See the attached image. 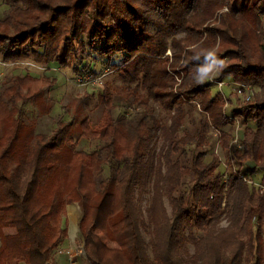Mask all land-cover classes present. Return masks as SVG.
<instances>
[{"label":"trees","instance_id":"1","mask_svg":"<svg viewBox=\"0 0 264 264\" xmlns=\"http://www.w3.org/2000/svg\"><path fill=\"white\" fill-rule=\"evenodd\" d=\"M238 3L19 0L10 5L0 18V56L5 62L32 58L37 64L71 66L78 55L83 60L91 56L87 43L93 47L102 41L108 64L134 67L135 88L122 90L143 89L173 114L168 127L144 103L146 111L126 128L114 117L113 96L106 92L98 95L104 109L97 124L83 117L75 126L88 94L72 101V121L59 120L50 134L37 133L20 104L34 102L42 112H50L45 90L57 79L27 73L3 82L0 264H46L67 233L62 222L72 203L81 208L79 227L89 264H264V191L251 188L242 177L246 164L255 172L264 171V0ZM153 13H158L157 19ZM179 31L184 35L178 37ZM213 48L223 67L198 80L205 54ZM169 49L173 53L167 57ZM117 54L124 55L122 66L113 62ZM161 63L164 74L156 72ZM214 72L218 81L229 78L255 89L253 100L239 102L233 111L246 124L241 148L230 131L221 130L231 117L223 95H212L207 79ZM194 101L207 116L196 134L177 137L186 119L193 117ZM210 127L219 130L220 145L229 155L226 182L215 176L217 165L204 163L202 152L193 151L189 164L175 157L189 144L204 145ZM77 130L103 145L90 153L77 149ZM157 131L163 139L159 153L151 146ZM105 165L109 175L104 174ZM187 176L191 182L183 192ZM149 193L150 205L144 210ZM145 212L153 227L152 256L142 234ZM194 214L202 235L187 237L185 225L192 223ZM224 214L229 222L220 229L217 224ZM9 227L15 232L5 233ZM95 230L118 247H107ZM188 242L194 245L192 255Z\"/></svg>","mask_w":264,"mask_h":264},{"label":"rangeland","instance_id":"2","mask_svg":"<svg viewBox=\"0 0 264 264\" xmlns=\"http://www.w3.org/2000/svg\"><path fill=\"white\" fill-rule=\"evenodd\" d=\"M18 2L19 0H0V18L4 17V15L9 11L10 5ZM238 2V4H240L241 0H238ZM223 10L227 11V7ZM152 16L153 19H157L158 13H153ZM261 18L262 31L264 32V13L261 15ZM151 30H154L153 25L151 26ZM183 35L184 34L181 31L177 34L178 37ZM86 47L91 56L83 60L80 55H78V57L76 54L78 59H74L71 66H61L58 62L37 64L32 58H28L17 63H8L0 56V88L6 80L14 78L18 75H25L27 73L34 76L47 75L51 78L57 79L54 86L46 87L45 90L46 100L49 106H51L50 112H42L38 109L34 102L20 104L25 112L26 122L28 124H33L37 133L50 134L57 128L59 120L72 121L73 116L75 115L72 111L74 110L71 104L72 101L75 98H83L88 94V100L86 101L85 107H83L81 115L79 116L80 119L77 120L74 125L77 126L83 117H88L91 121V125L95 126L104 109V104L98 100V95L106 92H109L113 96L114 117H120L124 127L128 128L131 124H134L137 119L139 120L140 114L146 111L144 103H146L148 107L154 109L152 115L155 118L163 122L168 127L170 126L173 111L165 109L158 102L148 98L146 91L143 89L135 91L134 93L132 91L122 90V88L127 86L132 87L133 89L135 88L137 75L135 74L133 66L129 68L126 66L121 69H116L112 67L111 64H108L107 59L102 52V41L97 42L93 47H90L87 43ZM172 53L173 50L169 49L166 53V55H168L167 57L172 56ZM60 55L62 57L64 55V46H62ZM113 62L115 65L122 66L124 64V55L117 54ZM165 69V64L161 63L157 67L156 72L158 74H164ZM182 71L184 72V70ZM217 77L218 74L214 72L210 75L207 81L211 84L213 96L220 94L227 100L226 113L231 117V121L225 124L221 130L230 131L234 135V143L241 148L242 136L246 124H244L241 119L237 117L235 118L233 111L238 107L239 102H243V100L241 96L235 92L236 84L231 79H224V81H222L224 84L220 86L219 82L221 81H218ZM193 104L194 105L191 108L193 111V117L186 119L183 126L178 131L177 137H183L186 133L191 135L196 134L199 128H201L200 122H202L207 116L206 113L200 110V106L197 101H194ZM184 108L185 110H189L190 106L185 105ZM73 137L77 142V149L89 153L103 145V143L99 140H89L82 137L78 130L74 133ZM219 137V130L210 127V129L207 130L204 145L196 146L194 143L189 144L179 155H175V157L180 159V161L184 164H189L193 151L202 152L204 163H214L217 165L215 176L219 178L221 182H226L229 172V168L227 167L229 155L227 151L221 147ZM162 143L163 139L160 131L155 132V138L153 139L151 146L156 148V153L160 152ZM235 167L238 168L237 163ZM242 170L253 181V183L250 184L251 188L253 187L264 191V171L258 170L255 172L254 167L247 164L242 167ZM104 174H110L108 165L104 166ZM190 182L191 176H187L181 188L183 192H188ZM149 190H151V187H149ZM150 198L151 193L146 194L143 202L144 210L149 207ZM164 205L168 214L171 215V209L167 198L164 199ZM67 206V218L65 217L62 222L63 227H66L67 233L64 235L60 243L52 250L50 259L46 262V264H68V257H66L67 255L64 256L67 252L71 253L74 257L73 260H75L78 264H89L86 261L85 241L79 227L82 215L81 208L78 203H72ZM222 206H224V203ZM196 216V214L193 215V221L190 225H185V234L187 237L191 235L200 237L202 235V231L195 225ZM228 222V218L224 214L219 220L217 227L220 229L222 227H226ZM152 231V223L145 212V225L142 227V234L147 242V250L151 256V240L153 238ZM4 232L7 234L13 233L15 232V228H5ZM95 232L101 237L107 247H118V245L109 240L104 233L98 230H95ZM187 249L189 255L194 254L195 249L192 242H188ZM21 264L27 263L26 261H22ZM243 264L246 263L244 262Z\"/></svg>","mask_w":264,"mask_h":264},{"label":"built area","instance_id":"3","mask_svg":"<svg viewBox=\"0 0 264 264\" xmlns=\"http://www.w3.org/2000/svg\"><path fill=\"white\" fill-rule=\"evenodd\" d=\"M223 84L224 83L222 81L219 82L220 86H222ZM235 92L241 96L244 102H250L253 98L255 90L251 85L236 84ZM242 177L248 184L253 183V181L247 174H243ZM66 255L68 257V264H78L75 260H73L74 257L71 255L70 252H67Z\"/></svg>","mask_w":264,"mask_h":264},{"label":"clouds","instance_id":"4","mask_svg":"<svg viewBox=\"0 0 264 264\" xmlns=\"http://www.w3.org/2000/svg\"><path fill=\"white\" fill-rule=\"evenodd\" d=\"M218 47V46H217ZM206 64L199 69L201 75L198 80H202L209 73H212L215 69L223 67V61L216 57V48L209 50L205 54Z\"/></svg>","mask_w":264,"mask_h":264},{"label":"crops","instance_id":"5","mask_svg":"<svg viewBox=\"0 0 264 264\" xmlns=\"http://www.w3.org/2000/svg\"><path fill=\"white\" fill-rule=\"evenodd\" d=\"M68 207V206H67ZM65 256V255H64ZM66 261H67V259H66Z\"/></svg>","mask_w":264,"mask_h":264}]
</instances>
